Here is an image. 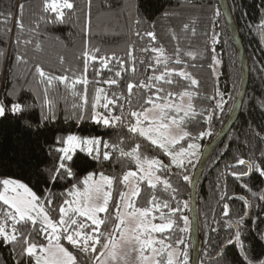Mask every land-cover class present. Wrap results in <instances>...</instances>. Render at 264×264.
Segmentation results:
<instances>
[{
	"label": "snow or ice",
	"instance_id": "1",
	"mask_svg": "<svg viewBox=\"0 0 264 264\" xmlns=\"http://www.w3.org/2000/svg\"><path fill=\"white\" fill-rule=\"evenodd\" d=\"M91 3L88 0L87 11L81 9L78 14L76 0H42L40 15L27 30L36 32L41 23L55 30L82 22L77 68L53 71L34 63L31 74L37 88L30 81L23 86L13 81L9 88L6 80L0 91V121H14L28 136L26 140L18 136L16 155L0 162V246L8 248L12 264H128L133 254L136 264H189L185 241L176 235L192 227L183 214L189 204L178 199L180 189L172 178L194 182L188 167L194 168L202 155L198 142L211 135L203 126L211 124L217 110H224L223 93L215 80L211 95L201 92V81L189 69L197 67L191 61L204 58L203 54L182 49L173 30L170 35L177 44L169 53L157 37L156 20L141 13L139 0L126 7L135 13L134 19L129 14V20L140 46L129 44L123 56L93 47ZM106 7L112 8L107 0ZM210 7L214 17L221 15L219 8ZM259 7L264 13V0ZM23 10V4L17 5L20 35L12 41L17 49L33 44L32 39L23 38ZM173 14L165 11L163 16ZM12 18L11 11L0 12V24L6 26L9 38ZM248 27L264 34V19ZM189 30L196 34L195 27L184 23L182 31ZM219 42V34L213 32L210 52L205 44L213 77L221 64L214 47ZM35 48L40 50L38 42ZM137 52L142 55L138 57ZM8 58L7 48L0 47V61ZM28 62L25 55L15 53V63ZM59 62L63 65L64 57ZM61 86L66 94L63 106L52 95ZM67 96L72 98L70 105ZM198 100L207 101L211 110L203 104L197 108ZM260 107L264 109V101ZM61 121L76 127L91 123L105 133L81 135L58 128V134L49 138V125ZM254 139L259 147L242 141L244 151L233 153V162L226 163L217 178L219 199L224 201L221 219H213L218 227L206 226L211 232L227 234L212 257L213 264H264V252L256 254L243 235L251 209L259 207L264 213V186L253 191L248 183H240L252 199L227 192L229 178L240 182L255 175L264 182V135L255 132ZM78 153L84 154L83 164L93 165L91 170L81 167ZM232 201L242 202L235 215ZM256 220L264 224L260 213ZM257 231V239L264 243L259 224ZM229 245L239 246L238 260L227 257Z\"/></svg>",
	"mask_w": 264,
	"mask_h": 264
},
{
	"label": "trees",
	"instance_id": "2",
	"mask_svg": "<svg viewBox=\"0 0 264 264\" xmlns=\"http://www.w3.org/2000/svg\"><path fill=\"white\" fill-rule=\"evenodd\" d=\"M238 30L242 37L250 66V78L247 93L243 102L240 115L228 133V135L220 142L212 156L210 157L198 186L197 205L200 225V234L202 238V251L200 256V264H213L212 257L216 255L219 250V244L226 236V231L221 230L211 232L210 228L206 226L218 227L213 224V219H221L222 204L219 197L222 194L216 188L217 178L220 172L224 169V165L232 161L233 153L237 151H244L241 142L247 140L249 145H256L259 147L258 141L254 139L255 132H260L264 135V109L260 107L264 101V72L261 71V66L264 65V44L262 42V32L253 27L249 29L248 24H259L261 19H264L262 13L261 0H228ZM42 0H0V12L7 13L11 11L13 18L10 25L12 33L9 38L6 32V26L0 24V47L7 48L8 60L0 61V91L3 90L7 80L8 87H12L14 81L17 85L23 86L27 82H31V87L37 88L35 78L31 74L34 63H40L46 69L60 70L63 68H77V57L82 50V22L74 24H66L58 26L55 30L46 28L42 23L36 32L27 31L33 26L37 17L40 15ZM77 12L83 9L87 11L88 0H76ZM112 4V8L106 7V0H92L91 3V44L93 47H99L102 52L115 51L117 55L123 56L127 46L131 43H139L132 35L134 25L129 20V14L135 18V13L126 7L127 4L135 3L136 0H107ZM140 11L143 15L148 16L149 19L156 20L155 31L161 44L167 49L169 53L174 51L177 44L170 35V30H173L179 38V46L185 50H192L197 53H202L204 58L197 56L191 63L197 65L196 68H190L189 71L193 73L201 81V92L205 95L213 93V81L215 80L216 88L223 93L225 106L224 110L216 111V114L210 125L203 127L211 132V135L205 136L200 143V152L204 146L209 143L221 130L225 124L234 102L237 99L238 92L241 86L242 70L238 53L233 42L229 27L220 9L218 0H139ZM23 4V23L25 26L24 39H32L33 44L24 46L23 44L17 47L13 44V39L20 35L16 30V11L17 5ZM219 8L221 15L214 17L212 8ZM167 11L174 13L168 17H164L163 13ZM244 13H247L245 16ZM192 21H195L193 24ZM184 23H189L190 28H196V34L192 35L191 31L183 32L182 27ZM142 28H147V25H142ZM207 32L206 37L204 33ZM216 32L220 36V42L215 47V54L221 60V64L216 69V76L211 75L210 69L207 65L210 63L208 59V52H205V44L208 45V51L213 47L211 45V36ZM57 37L59 39H57ZM7 40V43L4 41ZM39 43L41 48L37 50L35 44ZM19 51L25 55L28 63H15V53ZM138 57L142 54L136 53ZM64 57V64L59 62L60 57ZM186 60L190 58L185 57ZM203 65V67H200ZM137 67H140L139 64ZM31 70V71H30ZM11 72V79L8 80V73ZM91 78V77H90ZM91 92V85L89 86ZM30 95V94H29ZM52 95L59 100L61 106L64 105L65 92L61 86ZM219 99V97H217ZM67 102L72 103L71 96H67ZM197 108L201 104L211 110V106L207 101L197 102ZM214 105V102H212ZM33 120L38 118V111L33 113ZM51 131H47L46 135L50 138L58 134V128H70L72 131L81 135H103L105 129L97 127L91 123L81 124L79 127L75 125L64 124L62 121L49 125ZM34 131V130H33ZM20 136L24 140L28 139L21 131L20 125L14 121H0V162L7 163L16 155L18 144L21 141L17 140ZM35 139L34 136L31 137ZM105 139L109 136L105 135ZM221 153H224L221 156ZM81 167H88L89 170L93 167L92 164H83L85 159L84 154H77ZM200 158V157H199ZM199 161V159H198ZM195 167H188V174L193 177L194 170L197 166V161H194ZM13 169L15 166L13 165ZM175 186H178L180 191L178 199L181 201H188L189 207L183 209V214L190 217V191L191 184H188L177 177L172 178ZM240 183H248L253 191L258 190L264 186V182L258 176H252L250 179L245 178L243 181L234 182L231 178L227 181V192L229 195H247L252 199L251 194L243 190ZM148 197V193H144V200ZM240 201L230 202L232 214L235 215L240 211ZM257 213L264 216L260 212L259 207L251 209V216L248 218V226L244 229L243 235L247 236L245 244H251L255 248L256 254L264 252V243L258 239L257 224L260 230H264V224L256 220ZM256 220V223H252ZM158 222V221H157ZM180 226L183 224L181 222ZM177 236H182L185 243L183 247L187 250L189 262L192 251V241L190 231L187 233H176ZM239 246L233 247L229 245L226 250L228 258L238 260ZM12 264L11 254L7 247L0 246V264Z\"/></svg>",
	"mask_w": 264,
	"mask_h": 264
},
{
	"label": "water",
	"instance_id": "3",
	"mask_svg": "<svg viewBox=\"0 0 264 264\" xmlns=\"http://www.w3.org/2000/svg\"><path fill=\"white\" fill-rule=\"evenodd\" d=\"M219 6L227 25L229 27L230 33L233 38V42L235 44L238 57L241 63V70H242V78H241V86L238 92V96L232 110L219 131V133L209 142L207 143L203 150L202 155L199 158L197 166L193 173V180L194 182L191 184V191H190V217L192 221V227L190 229L191 234V241H192V251H191V258L189 264H200V256L202 251V238L200 234V225H199V216H198V205H197V194H198V186L202 174L205 170V167L216 150L219 146L220 142L228 135L234 124L236 123L242 106L243 102L247 93L249 78H250V66H249V59L248 55L238 30L237 24L235 22L234 16L232 14V10L228 0H218ZM262 42L264 44V34H262Z\"/></svg>",
	"mask_w": 264,
	"mask_h": 264
},
{
	"label": "rangeland",
	"instance_id": "4",
	"mask_svg": "<svg viewBox=\"0 0 264 264\" xmlns=\"http://www.w3.org/2000/svg\"><path fill=\"white\" fill-rule=\"evenodd\" d=\"M200 148H201V146H200ZM128 264H136V262H135V254H133L132 256H130L128 258Z\"/></svg>",
	"mask_w": 264,
	"mask_h": 264
}]
</instances>
